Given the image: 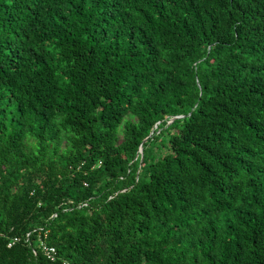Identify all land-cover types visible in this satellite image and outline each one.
Masks as SVG:
<instances>
[{
	"label": "trees",
	"instance_id": "trees-1",
	"mask_svg": "<svg viewBox=\"0 0 264 264\" xmlns=\"http://www.w3.org/2000/svg\"><path fill=\"white\" fill-rule=\"evenodd\" d=\"M63 262L264 264V0H0V264Z\"/></svg>",
	"mask_w": 264,
	"mask_h": 264
},
{
	"label": "built area",
	"instance_id": "built-area-1",
	"mask_svg": "<svg viewBox=\"0 0 264 264\" xmlns=\"http://www.w3.org/2000/svg\"><path fill=\"white\" fill-rule=\"evenodd\" d=\"M17 239H14L8 247H11ZM26 242L30 243V233L26 235ZM37 251L41 253L43 257H45L50 262H55L57 259V250L54 246L48 245L43 238L38 237V242L35 248L32 249L34 255H36ZM63 264H69L68 262H63Z\"/></svg>",
	"mask_w": 264,
	"mask_h": 264
},
{
	"label": "water",
	"instance_id": "water-1",
	"mask_svg": "<svg viewBox=\"0 0 264 264\" xmlns=\"http://www.w3.org/2000/svg\"><path fill=\"white\" fill-rule=\"evenodd\" d=\"M175 118H177V117H175ZM139 153H140V155H142V147L139 148Z\"/></svg>",
	"mask_w": 264,
	"mask_h": 264
}]
</instances>
